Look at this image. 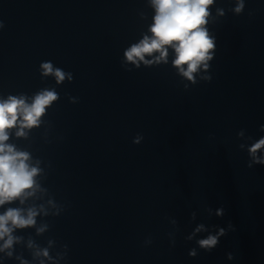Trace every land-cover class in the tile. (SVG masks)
Wrapping results in <instances>:
<instances>
[{"label": "water", "instance_id": "obj_1", "mask_svg": "<svg viewBox=\"0 0 264 264\" xmlns=\"http://www.w3.org/2000/svg\"><path fill=\"white\" fill-rule=\"evenodd\" d=\"M237 3L210 6L216 48L193 82L171 47L167 63L126 60L151 36V0H0V101L57 94L38 126L7 130L39 172L33 194L0 214L37 215L0 264H264V165L247 166L264 136V0H243L239 14ZM49 62L62 82L43 74ZM229 221L235 231L210 253L196 244L207 232L186 239Z\"/></svg>", "mask_w": 264, "mask_h": 264}, {"label": "clouds", "instance_id": "obj_2", "mask_svg": "<svg viewBox=\"0 0 264 264\" xmlns=\"http://www.w3.org/2000/svg\"><path fill=\"white\" fill-rule=\"evenodd\" d=\"M214 2L215 0H151L155 9L154 22L149 28L151 36L145 35L138 43L131 45L124 52L126 60L137 68L140 67L141 62L145 65L167 63L168 49L171 47L175 51L173 65L180 74L195 82L194 73L201 66L205 69L209 67L208 61L213 59V50L216 48L215 37L209 35L206 27L210 16L209 9ZM243 8V0H238L234 11L239 14ZM219 14L223 15V12ZM155 53L158 55H155L154 59H145L146 56H153ZM41 67L44 75H54L58 83L65 79V73L60 69L54 70L50 62L43 63ZM68 78L72 79L71 74ZM206 79L210 80L211 77ZM56 99L55 91L45 90L37 94L31 104L16 96L0 101V206L32 195L36 187L34 178L39 172L38 168L28 164L27 152L17 151L12 145L5 143L9 139L7 130L19 125L20 130L16 135L24 136V129L38 126L46 108ZM260 131L264 132V124L260 125ZM139 140L138 137L134 143H139ZM261 149H264V136L248 149L251 157V162L247 165L249 168L253 164L264 165V156L257 155ZM205 211L209 216L212 215V209L206 208ZM225 214L223 207L216 209L217 217L223 218ZM36 215L35 209H29L25 216L19 208H8L0 214V240L4 241L0 251L12 247L16 239L12 235L14 229L35 225ZM190 217L195 220L196 212L193 211ZM172 223L175 225L177 221L172 220ZM212 227L215 229L214 232H210L205 224L200 223L186 239L191 241L198 233L207 232V236L198 239L196 244L200 250L210 253L219 245L222 237L227 236L230 231H235L230 221L227 223V228L219 225ZM43 230L40 228L37 231ZM148 243H151V240ZM172 245H175L174 238ZM42 254L48 256L47 250ZM7 255L11 256L12 253L8 252ZM188 255L191 258L197 257V248H191ZM227 259L233 260V253H227Z\"/></svg>", "mask_w": 264, "mask_h": 264}]
</instances>
